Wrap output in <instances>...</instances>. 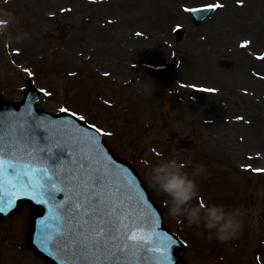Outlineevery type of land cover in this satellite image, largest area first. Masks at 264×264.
<instances>
[{
    "label": "rangeland",
    "instance_id": "rangeland-1",
    "mask_svg": "<svg viewBox=\"0 0 264 264\" xmlns=\"http://www.w3.org/2000/svg\"><path fill=\"white\" fill-rule=\"evenodd\" d=\"M216 1L0 0L11 20L0 31V89L19 100L32 79L41 107L97 124L148 183L191 264H264V0L237 10L231 0L200 25L185 11ZM171 158L189 172L206 166L192 203L241 210L237 239L209 241L203 224L169 216L150 175ZM32 211L24 204L0 222V264H47L26 245Z\"/></svg>",
    "mask_w": 264,
    "mask_h": 264
},
{
    "label": "snow or ice",
    "instance_id": "snow-or-ice-1",
    "mask_svg": "<svg viewBox=\"0 0 264 264\" xmlns=\"http://www.w3.org/2000/svg\"><path fill=\"white\" fill-rule=\"evenodd\" d=\"M212 7L222 5H209ZM14 151L17 155L21 151L27 153L26 148L21 150L16 144L0 145V156ZM37 151L50 152L51 149ZM64 182L73 189L77 206L83 211L78 212L70 199L64 215L68 221H78V226L70 228L68 235L57 241L58 246L78 255L85 264H134L137 250L143 248L137 238L142 221L139 213L133 211L134 201L130 200L126 186L117 184L114 178L110 180L103 166L92 161L87 168L81 165L75 169L67 165ZM143 250L148 251L147 248Z\"/></svg>",
    "mask_w": 264,
    "mask_h": 264
},
{
    "label": "clouds",
    "instance_id": "clouds-1",
    "mask_svg": "<svg viewBox=\"0 0 264 264\" xmlns=\"http://www.w3.org/2000/svg\"><path fill=\"white\" fill-rule=\"evenodd\" d=\"M3 24H0V31H4L10 18L0 17ZM27 34L17 36L16 43H20ZM9 38L6 43L11 44ZM151 168L150 180L154 188L169 198L168 214L178 222L187 221L189 227L197 229L203 224L208 230L207 239H216L221 243H228L235 240L241 234L244 221L241 218V210H226L224 205H193V200L198 198L199 183L201 176L206 175L207 168L203 164L195 165L192 171L186 170L187 165L176 158L163 160ZM197 235H202L199 231Z\"/></svg>",
    "mask_w": 264,
    "mask_h": 264
},
{
    "label": "water",
    "instance_id": "water-1",
    "mask_svg": "<svg viewBox=\"0 0 264 264\" xmlns=\"http://www.w3.org/2000/svg\"><path fill=\"white\" fill-rule=\"evenodd\" d=\"M24 174H25V172L20 170V169H17V170L7 169L5 171H0V200L6 195V192L8 193V192L13 191V190H18L20 192L21 189H23L24 192H27V189L29 190L26 183L30 180V177L26 176L27 177L26 178L27 182H26ZM13 180L16 182H14ZM34 181L38 186H40V189H42L46 185L45 179L41 176H34ZM17 183L19 184L20 188H19ZM48 195L57 196L58 192L55 190H48ZM45 197L46 196H37V194H36V196L33 194L32 199H30L29 197L26 198L24 196H21V197H19V202L22 200H28V201L31 200L30 202L34 203L35 207H36V214L33 216V220H34V217L39 214L38 218H40V221H42L43 216H45V212H46L44 209L43 203H42L43 201L46 200ZM149 212L151 215L155 214V212L153 210H150ZM42 223H43V225H47L49 223V221L43 220ZM151 231L157 232L156 227L155 226L152 227ZM154 236H156V235L154 234ZM159 242H160V240L158 237L157 243H159ZM182 251H183L182 247L174 248L173 249L174 254L172 252H170V254L168 255V256H170V258H167V256L163 257L162 254H158L160 252L159 251L157 253V258H158L159 264H167L169 261H171V258H173L174 255L176 258L175 261L177 260L176 264H178L179 261H181L180 257L182 255ZM165 253H167V252H165Z\"/></svg>",
    "mask_w": 264,
    "mask_h": 264
}]
</instances>
